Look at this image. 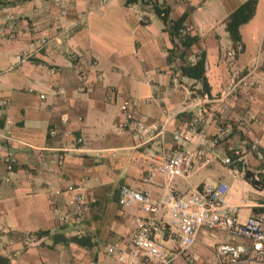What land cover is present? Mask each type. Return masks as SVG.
Masks as SVG:
<instances>
[{
  "label": "crops",
  "instance_id": "0c3cea01",
  "mask_svg": "<svg viewBox=\"0 0 264 264\" xmlns=\"http://www.w3.org/2000/svg\"><path fill=\"white\" fill-rule=\"evenodd\" d=\"M244 1L157 0L169 9L164 22L151 4L127 0H0V264H120L108 249L130 246L140 213L117 204L123 185L156 199L168 188L191 194L204 183L224 184L241 221L264 223V184L254 187L243 168L222 163L239 149L248 171L258 177L264 169V0L240 28L241 51L225 28ZM183 15L197 38L188 49L171 33ZM182 52L189 63L205 55L208 95L182 76ZM70 53L84 70L97 63L87 92L78 90ZM193 118L198 132L176 145L173 132L188 131ZM136 120L162 134L140 144ZM220 128L231 135L188 177L168 180L153 170L161 147L194 150ZM254 142L261 159L250 153ZM75 193L87 202L82 216L70 206ZM55 209L71 220L58 223ZM176 240L165 234L162 244L173 250ZM239 241L256 256L260 245ZM234 242L200 228L171 264H221L217 248ZM237 264H264V255Z\"/></svg>",
  "mask_w": 264,
  "mask_h": 264
},
{
  "label": "built area",
  "instance_id": "2783aa9c",
  "mask_svg": "<svg viewBox=\"0 0 264 264\" xmlns=\"http://www.w3.org/2000/svg\"><path fill=\"white\" fill-rule=\"evenodd\" d=\"M185 33V26L179 29V34ZM43 44L46 41H42ZM237 51L242 47L237 46ZM17 63H22L24 58L17 56ZM69 60L75 68L80 69V85L78 90L87 92L91 89L89 84L88 71L97 66L95 61L89 63L87 69H83L79 64V56L76 53L69 54ZM206 99V97H204ZM204 100L201 102L203 103ZM127 117H132L130 112ZM200 120L193 118L190 121V128L187 131L176 130L173 132V141L180 143L188 141L191 133L198 132ZM134 136L140 144L150 143L162 132L146 124L143 120H136L133 129ZM231 132L227 128H220L214 138L207 142L202 139L201 146L194 150H186L181 147L166 148L161 147L157 154L158 164L153 170L167 178H186L193 171L194 163L202 160L207 151L218 148L221 150L220 140L227 138ZM207 144V145H206ZM206 145V146H205ZM261 159L262 156L257 150V142H254L250 153ZM226 166L242 164L243 170H249L241 158V151L234 149L232 157L224 158L222 161ZM11 161L8 169L11 170ZM264 174V169L261 170ZM254 179L258 177L254 175ZM228 187L224 184L219 186L204 183L191 194L176 193L170 188L159 198H153L147 193L134 190L128 186H120L118 189L117 204L120 207L137 206L140 213L134 217L136 230L132 234L130 246L124 250L118 244L111 246L108 253L112 254L120 264H171L175 258L186 253L194 244L196 235L200 228H207L223 232L234 243L221 244L216 255L221 264H237L245 259L264 255V223L260 217L251 216L241 221L238 218L236 207H230L225 202ZM70 206L73 214L82 216L87 210V202L84 197L75 193L71 196ZM55 219L60 224L68 223L71 214H60L55 209ZM175 235L177 240L176 249H167L162 244L163 235ZM238 240H248L252 244L260 245L256 251V256L252 255L250 247Z\"/></svg>",
  "mask_w": 264,
  "mask_h": 264
},
{
  "label": "trees",
  "instance_id": "16d2710c",
  "mask_svg": "<svg viewBox=\"0 0 264 264\" xmlns=\"http://www.w3.org/2000/svg\"><path fill=\"white\" fill-rule=\"evenodd\" d=\"M28 1V0H21ZM149 3L152 5L155 14H157L164 22H167L168 8L161 7L157 0H127V4L133 3ZM257 0H246L240 4L226 19L225 28L229 35V38L233 42L234 46H238L241 41L240 28L244 24L248 23L256 9ZM186 15H183L180 20L173 23L172 36L179 37L180 43L184 49L191 47L197 40L196 37L190 36L186 29L184 34H179V29L182 27L183 21ZM180 59L183 60V64L180 67L182 76L189 79L198 81L202 85L201 94H209V86L205 77V55L201 54L194 63H189L185 60V52L180 54ZM238 169H242V164H237ZM245 179L254 187L260 188L264 184V178L262 174H258V179H254V174L248 170L244 171ZM75 240V238H72Z\"/></svg>",
  "mask_w": 264,
  "mask_h": 264
}]
</instances>
